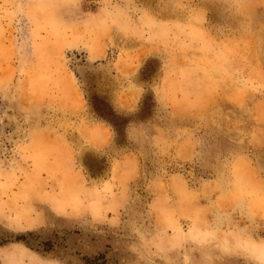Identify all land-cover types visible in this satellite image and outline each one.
I'll use <instances>...</instances> for the list:
<instances>
[{
  "label": "rangeland",
  "instance_id": "rangeland-1",
  "mask_svg": "<svg viewBox=\"0 0 264 264\" xmlns=\"http://www.w3.org/2000/svg\"><path fill=\"white\" fill-rule=\"evenodd\" d=\"M95 257L264 264V0H0V264Z\"/></svg>",
  "mask_w": 264,
  "mask_h": 264
},
{
  "label": "trees",
  "instance_id": "trees-1",
  "mask_svg": "<svg viewBox=\"0 0 264 264\" xmlns=\"http://www.w3.org/2000/svg\"><path fill=\"white\" fill-rule=\"evenodd\" d=\"M99 117L105 119V116L102 114H99ZM27 236L21 235V236H17L15 237V242L17 243H25L28 245L27 242ZM42 247L45 248V251H49L52 248V244L48 241L42 244ZM101 257H95L93 259H89V258H84L83 261L85 264H104V262H99Z\"/></svg>",
  "mask_w": 264,
  "mask_h": 264
}]
</instances>
